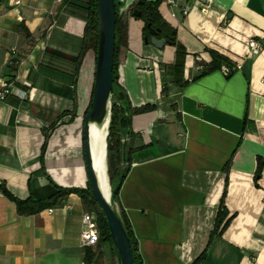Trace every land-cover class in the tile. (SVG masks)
<instances>
[{
    "label": "crops",
    "instance_id": "0c3cea01",
    "mask_svg": "<svg viewBox=\"0 0 264 264\" xmlns=\"http://www.w3.org/2000/svg\"><path fill=\"white\" fill-rule=\"evenodd\" d=\"M116 1L125 45L114 88L129 121L114 208L140 264H264V0H186L183 17L165 0H146L160 2L174 33L162 50L143 41L144 24L130 12L139 0ZM13 2L0 0V77L27 97L0 103V184L18 200L30 189H86L83 129L96 63L83 40L86 0ZM249 40L261 49L246 59ZM211 52L240 69L203 73ZM221 200L229 222L210 242ZM84 211L70 194L18 216L0 193V264H84ZM97 249L96 264H106L109 245Z\"/></svg>",
    "mask_w": 264,
    "mask_h": 264
},
{
    "label": "trees",
    "instance_id": "16d2710c",
    "mask_svg": "<svg viewBox=\"0 0 264 264\" xmlns=\"http://www.w3.org/2000/svg\"><path fill=\"white\" fill-rule=\"evenodd\" d=\"M140 2V3H139ZM159 1L148 2L146 0H139L130 12L137 10L139 16L135 17L143 22L144 27L142 31L143 41L146 37L150 38L149 30H158V38L170 39L168 45L174 44V39L172 32L173 30L161 19L158 13ZM115 4V41H114V64H113V88H114V69L116 54L119 46L125 45V24L121 16L118 14L119 3L114 0ZM85 9L87 11V22L84 30V46L86 48H91L96 53L97 45V18H96V4L95 0H86ZM172 38V39H171ZM228 61L225 57L211 52V62L207 64L204 68L203 73H207L220 68L222 64H226ZM13 64L15 61L12 62ZM91 110V104L88 112ZM146 108H139L134 110V113H141L145 111ZM87 112V113H88ZM129 121L128 109L123 104V96L117 92L114 88V93L111 98V114L110 123L108 128V136L106 139V164H107V176L111 188L113 189L116 185L120 175L126 174V169L119 170L120 161L123 157V146L120 144V138L126 133L127 124ZM106 132V129H105ZM45 148V143L42 146V154ZM259 170V169H258ZM0 193L8 198L15 204L16 213L18 216H33L46 209H52L58 205L59 200L70 195L76 194L82 201L84 209L88 212H94L98 218V230L100 236V242L94 248H86L83 256L84 264H96L100 257V251L97 249L99 244L107 243L113 248V244L110 240L107 224L101 213L99 207L97 206L92 194L89 183L86 189H76V188H60L57 186H52L48 188L44 195H41L35 190L30 189L29 195L25 200H18L10 195L0 184ZM115 202V201H114ZM223 200L220 201L219 211L216 215L214 229L210 235V242L214 235H219L228 225L229 219H226V214L222 209ZM120 219L122 221L123 227L129 238L133 263L140 264L139 257L137 255L136 244L132 237V232L123 218V215L119 213ZM114 249V248H113Z\"/></svg>",
    "mask_w": 264,
    "mask_h": 264
},
{
    "label": "water",
    "instance_id": "95a60500",
    "mask_svg": "<svg viewBox=\"0 0 264 264\" xmlns=\"http://www.w3.org/2000/svg\"><path fill=\"white\" fill-rule=\"evenodd\" d=\"M140 3V2H139ZM96 18H97V45H96V63L93 92L91 98V110L84 117L83 146L85 164L88 176V183L91 194L99 207L109 233L113 248L117 254L119 264H134L132 249L129 238L123 227L122 221L117 210L114 208L120 185L124 175H120L114 188L110 185V196L108 199L102 193L98 174L94 167L92 154V137L90 133V124L101 126L107 119V133L111 114V98L114 93L113 88V64H114V41H115V4L114 0H95ZM133 17H138L139 12L134 10ZM159 31L150 29V38H144L145 44H151L157 50H162L170 39L158 38ZM174 35V33H172ZM172 39V38H171ZM109 182V180H108Z\"/></svg>",
    "mask_w": 264,
    "mask_h": 264
},
{
    "label": "built area",
    "instance_id": "2783aa9c",
    "mask_svg": "<svg viewBox=\"0 0 264 264\" xmlns=\"http://www.w3.org/2000/svg\"><path fill=\"white\" fill-rule=\"evenodd\" d=\"M186 0H165L166 4L170 7L178 8L179 15L182 17L188 13V9L185 6ZM13 4L15 6L19 5V0H14ZM182 4V5H179ZM119 16L122 12H118ZM248 52L245 55L246 59H251L258 55L261 49V43L255 40H249L247 43ZM200 61V59H197ZM240 64H235L233 67L229 65L220 66L219 70L224 77H228L233 71L239 70ZM262 82L264 83V75L262 77ZM12 95L20 99H25L27 97L26 92L15 89L10 80H6L0 77V103L3 102L7 96ZM125 143V138H120V144ZM82 230L80 234L81 246L86 248H94L100 242L99 230H98V218L94 212L84 211L81 218Z\"/></svg>",
    "mask_w": 264,
    "mask_h": 264
},
{
    "label": "bare ground",
    "instance_id": "6f19581e",
    "mask_svg": "<svg viewBox=\"0 0 264 264\" xmlns=\"http://www.w3.org/2000/svg\"><path fill=\"white\" fill-rule=\"evenodd\" d=\"M107 126H108L107 119L104 121V123L101 126L90 124L94 167L98 174L100 188L106 199H108L110 196V190H109L110 185L108 182V176H106L107 175V164H106V153H105V138H106V133H107ZM102 127L106 129L104 141H103V135L100 129ZM105 165H106V169H105ZM105 170H106V173H105Z\"/></svg>",
    "mask_w": 264,
    "mask_h": 264
},
{
    "label": "rangeland",
    "instance_id": "374dc122",
    "mask_svg": "<svg viewBox=\"0 0 264 264\" xmlns=\"http://www.w3.org/2000/svg\"><path fill=\"white\" fill-rule=\"evenodd\" d=\"M109 245V244H108ZM110 253L107 256V263L106 264H118L116 261V252L112 247L109 245Z\"/></svg>",
    "mask_w": 264,
    "mask_h": 264
}]
</instances>
